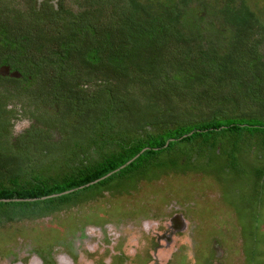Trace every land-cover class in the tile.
I'll use <instances>...</instances> for the list:
<instances>
[{
  "label": "trees",
  "instance_id": "obj_1",
  "mask_svg": "<svg viewBox=\"0 0 264 264\" xmlns=\"http://www.w3.org/2000/svg\"><path fill=\"white\" fill-rule=\"evenodd\" d=\"M12 1L0 2V64L21 77L0 75V117L5 143L37 146L0 151V198H9L0 223L76 204L83 189L113 178L210 174L201 165L232 168L237 152L264 165V22L244 0H223L212 12L218 26L198 16L201 0H76V11L66 0ZM21 114L32 120L13 132L9 119ZM262 231L253 230L254 250Z\"/></svg>",
  "mask_w": 264,
  "mask_h": 264
},
{
  "label": "rangeland",
  "instance_id": "obj_2",
  "mask_svg": "<svg viewBox=\"0 0 264 264\" xmlns=\"http://www.w3.org/2000/svg\"><path fill=\"white\" fill-rule=\"evenodd\" d=\"M201 1L198 16L203 15L206 23L214 19L218 26V16L212 12L223 0ZM244 1L264 22V0ZM12 3L20 8L24 5L23 0ZM65 4L75 11L79 7L76 0ZM4 29L0 27V36H5ZM260 48L264 49V41ZM6 68L5 74L13 73ZM30 79L29 72L23 75L22 86ZM35 90L39 92L37 86ZM37 92L25 89L19 93L37 105ZM7 102L18 107L24 99L9 98ZM26 108L24 112H28ZM26 116L9 119L13 132L32 120ZM51 133L57 137L55 130ZM67 137L72 145L75 134ZM5 142V119L0 117V151H14L17 144L23 146L24 154L31 155L37 146V141L15 142L14 146ZM237 154L229 169L216 160L211 166L201 165V170L210 174L195 168L176 172L166 168V175L151 171L148 175L152 178L139 176L136 182L126 180V184L113 178L83 189L80 194L84 199L76 204L43 216L3 221L0 264H264V240L256 245L258 250L253 242L255 226L261 225L264 235V165L259 166L252 155L246 154L244 159L245 152ZM126 173L132 179L142 172ZM108 185L112 187L106 188ZM0 209H5V204ZM178 213L185 226L180 220L177 230L170 232L171 219H178ZM2 215L0 221L6 217Z\"/></svg>",
  "mask_w": 264,
  "mask_h": 264
},
{
  "label": "water",
  "instance_id": "obj_3",
  "mask_svg": "<svg viewBox=\"0 0 264 264\" xmlns=\"http://www.w3.org/2000/svg\"><path fill=\"white\" fill-rule=\"evenodd\" d=\"M7 71V68L5 67H0V72L1 73H4V72H6ZM12 75H18L19 73H17L16 71H13V73H11ZM131 160V159H130ZM130 160H128V161H126L125 163H123V164H121L120 165V167L121 166H124V165H126L128 162H130ZM111 173V171H109L107 174H105L104 176H106V175H109ZM103 176V175H102ZM102 176H99V178L100 177H102ZM99 178H96V179H93V180H91L90 182H87L85 185H88V184H90V183H93V182H95V181H97ZM63 192H67V190H63ZM53 194H55V193H52L51 195H53ZM31 198V197H30ZM0 199H2V200H8L9 198H0ZM16 199H18V198H16Z\"/></svg>",
  "mask_w": 264,
  "mask_h": 264
},
{
  "label": "clouds",
  "instance_id": "obj_4",
  "mask_svg": "<svg viewBox=\"0 0 264 264\" xmlns=\"http://www.w3.org/2000/svg\"><path fill=\"white\" fill-rule=\"evenodd\" d=\"M0 67H4V68H5L6 66L0 64ZM17 73H19V72H17ZM0 74H5V73H1V72H0ZM18 76H20V73L18 74ZM91 80H92V82H94V84H93L92 86L90 85V87L93 89V88L96 86V84H97V82H98V79L96 78V76H94V77L91 78ZM87 84H88V83L86 82V85H87ZM28 124H29V123H28ZM28 124H27V125H28ZM27 125H26V126H27ZM98 178H99V177H98ZM95 179H96V178H95ZM98 180H99V179H98ZM98 180H97V181H98ZM97 181H95V182H97ZM177 217H178L179 220H181V222H183V223L185 222L184 219H183L182 217H180V214H178ZM172 220H173V218L171 219V221H172Z\"/></svg>",
  "mask_w": 264,
  "mask_h": 264
},
{
  "label": "flooded vegetation",
  "instance_id": "obj_5",
  "mask_svg": "<svg viewBox=\"0 0 264 264\" xmlns=\"http://www.w3.org/2000/svg\"><path fill=\"white\" fill-rule=\"evenodd\" d=\"M40 1H42V0H40ZM2 65H5V63H1ZM5 75V74H4ZM179 214V213H178ZM175 215H173V217H174ZM176 217V216H175ZM173 218V220L171 221V227H169L170 229V232H172V231H174V228H176V230H177V228H178V226H176L177 224H179L180 223V220L179 219H176V218ZM181 225H184L185 226V222L183 223V222H181ZM184 226L182 227V228H184ZM169 231H167L166 232V234L168 233ZM169 232V233H170Z\"/></svg>",
  "mask_w": 264,
  "mask_h": 264
}]
</instances>
